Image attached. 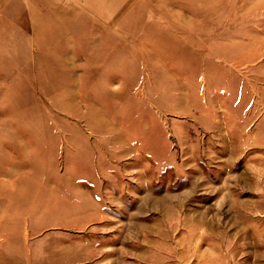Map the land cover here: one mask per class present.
I'll list each match as a JSON object with an SVG mask.
<instances>
[{"label": "rangeland", "instance_id": "rangeland-1", "mask_svg": "<svg viewBox=\"0 0 264 264\" xmlns=\"http://www.w3.org/2000/svg\"><path fill=\"white\" fill-rule=\"evenodd\" d=\"M29 2L0 15V264H264V0Z\"/></svg>", "mask_w": 264, "mask_h": 264}, {"label": "crops", "instance_id": "crops-1", "mask_svg": "<svg viewBox=\"0 0 264 264\" xmlns=\"http://www.w3.org/2000/svg\"><path fill=\"white\" fill-rule=\"evenodd\" d=\"M30 0H0V15L2 14H6L8 13V11L10 10V7H12L14 4H19L23 6V9L26 10V12L29 15L28 21H30V19H32V9L34 8L33 6L30 5ZM54 1L55 8L57 7V4L59 2V0H51ZM75 2L78 4V0H75ZM109 4V2H108ZM109 5L107 6H102L99 9L93 10L92 12H89L90 14V18L89 15L86 18H83V20H85V22H90L91 25H89L88 23V30H95V29H103L105 30V22H109L110 23V18H111V13L109 10ZM58 8V7H57ZM86 10V9H85ZM46 14V13H45ZM79 19H81L79 17ZM76 19V20H79Z\"/></svg>", "mask_w": 264, "mask_h": 264}]
</instances>
